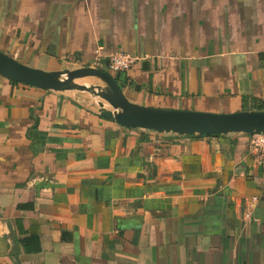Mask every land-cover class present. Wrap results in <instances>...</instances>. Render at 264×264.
Returning a JSON list of instances; mask_svg holds the SVG:
<instances>
[{"label": "crops", "instance_id": "1", "mask_svg": "<svg viewBox=\"0 0 264 264\" xmlns=\"http://www.w3.org/2000/svg\"><path fill=\"white\" fill-rule=\"evenodd\" d=\"M0 51L48 71L123 52L133 103L264 107V0H0ZM0 264H264L250 135L128 129L0 76Z\"/></svg>", "mask_w": 264, "mask_h": 264}, {"label": "water", "instance_id": "2", "mask_svg": "<svg viewBox=\"0 0 264 264\" xmlns=\"http://www.w3.org/2000/svg\"><path fill=\"white\" fill-rule=\"evenodd\" d=\"M0 76L47 92L79 91L105 100L99 102L105 118L128 129L153 131L178 136H226L264 133V111L237 113H203L147 107L131 102L110 72L96 67H80L48 71L31 67L0 51ZM97 78L107 87L104 91L77 83V80Z\"/></svg>", "mask_w": 264, "mask_h": 264}, {"label": "built area", "instance_id": "3", "mask_svg": "<svg viewBox=\"0 0 264 264\" xmlns=\"http://www.w3.org/2000/svg\"><path fill=\"white\" fill-rule=\"evenodd\" d=\"M137 61L138 58L123 52L112 54L107 58L108 68L115 74L130 70ZM250 147L257 165L264 171V133L250 135ZM257 200L258 198H253V201Z\"/></svg>", "mask_w": 264, "mask_h": 264}, {"label": "rangeland", "instance_id": "4", "mask_svg": "<svg viewBox=\"0 0 264 264\" xmlns=\"http://www.w3.org/2000/svg\"><path fill=\"white\" fill-rule=\"evenodd\" d=\"M100 65H95V66H92V67H96V68H99V69H102V70H105L107 72H110L109 68L105 65H102L103 63H99ZM111 74H113L114 76L116 75L115 73L113 72H110ZM77 83L78 84H81V85H86L90 88H94V89H99L101 91H104L107 87V85L102 82L101 80L97 79V78H85V79H80V80H77ZM98 91V90H97ZM83 94H85L89 100H91L92 104L95 105L97 108L99 107V102H103L107 105V103L105 102V100H103L102 98L98 97V96H94L92 95L91 93H85L83 92Z\"/></svg>", "mask_w": 264, "mask_h": 264}, {"label": "trees", "instance_id": "5", "mask_svg": "<svg viewBox=\"0 0 264 264\" xmlns=\"http://www.w3.org/2000/svg\"><path fill=\"white\" fill-rule=\"evenodd\" d=\"M120 73H118V74H116L115 75V78H116V80H117V82H118V75H119ZM257 111H264V107H259V108H257Z\"/></svg>", "mask_w": 264, "mask_h": 264}]
</instances>
